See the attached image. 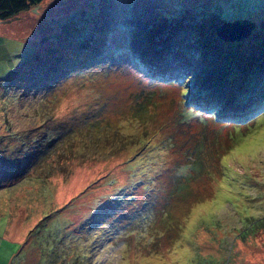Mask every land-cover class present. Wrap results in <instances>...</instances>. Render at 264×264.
<instances>
[{"label": "rangeland", "instance_id": "rangeland-1", "mask_svg": "<svg viewBox=\"0 0 264 264\" xmlns=\"http://www.w3.org/2000/svg\"><path fill=\"white\" fill-rule=\"evenodd\" d=\"M188 15L215 36L250 20L238 44L262 48L264 0H42L0 19V165L33 159L1 180L0 264H264V149L235 151L264 129V108L238 125L188 102L229 68L191 63ZM87 31L107 44L83 67L5 83ZM156 44L170 77L137 60Z\"/></svg>", "mask_w": 264, "mask_h": 264}, {"label": "trees", "instance_id": "trees-1", "mask_svg": "<svg viewBox=\"0 0 264 264\" xmlns=\"http://www.w3.org/2000/svg\"><path fill=\"white\" fill-rule=\"evenodd\" d=\"M41 1L42 0H0V19H11L19 12L27 10L32 5L38 4ZM237 18L240 17H236L235 19ZM184 22V28L187 32L186 40H188L187 42L189 43L187 50L191 58L189 56L187 57H189L188 59L192 64L195 63V59H201L200 62L202 64H209L213 67H215V65L218 66L221 61H223V66L224 63H228L229 65L228 73L224 75V78L216 81L213 86L207 88V90L204 89L201 92L195 93L194 97L190 96L188 102L195 103L197 106L209 111L218 109L219 111L217 110L216 113L219 121L232 122L238 125L239 123H244L246 119L263 110L264 54H262L261 51L264 48V37L256 40L260 43L263 41L261 45L262 48L256 50L253 56L248 53L246 56L242 52L241 47L243 45L238 44L239 42H244L247 39L246 37L241 41H224L218 35H207L205 27L199 24L200 17L198 16L194 18L193 15H188L186 19H184ZM261 34L263 33L261 32ZM84 36L85 38H82ZM76 38H80L79 41H85L79 49L77 46H71V49L64 53L58 52L56 54L50 51L47 54L43 53V55L41 53L37 54L36 52L29 54L17 63L14 68H11L6 77H4V79H6L5 83L8 82L6 84H9L13 78L18 77L19 75L17 76V74L20 71V75L22 76L23 74V79H26L25 82L28 84L37 79H39L41 83V81L47 79L60 77L63 72H67L70 68L83 67L84 63L91 58L100 55L107 44L106 39L99 38L93 31H87V33L83 32ZM172 47L176 48V44H172ZM177 47L181 48L180 50L185 48L180 44H177ZM161 48L162 46L160 44H156L148 53L141 56L142 59L137 60L141 61L144 67L150 68V73L152 75L155 74L162 78H166V76L170 77V72L161 73V70L164 68H173L174 64H169L163 60L167 59L165 58L167 52L159 50ZM182 72L185 73V70L182 68L177 71V73L181 75ZM28 75L31 76V79ZM176 79L177 78L173 77L172 80ZM213 95L215 96L213 97ZM213 104L215 105V110L211 108ZM222 108L223 110L220 112ZM3 158V163L0 165V187L4 185L5 180L11 185L21 180L28 169L29 163L33 160L25 162V159L23 160L17 155L12 158L3 155ZM2 179H4V182L1 181Z\"/></svg>", "mask_w": 264, "mask_h": 264}, {"label": "water", "instance_id": "water-1", "mask_svg": "<svg viewBox=\"0 0 264 264\" xmlns=\"http://www.w3.org/2000/svg\"><path fill=\"white\" fill-rule=\"evenodd\" d=\"M254 27L255 23L252 21L234 19L217 26L216 33L224 41H235L249 36Z\"/></svg>", "mask_w": 264, "mask_h": 264}, {"label": "snow or ice", "instance_id": "snow-or-ice-1", "mask_svg": "<svg viewBox=\"0 0 264 264\" xmlns=\"http://www.w3.org/2000/svg\"><path fill=\"white\" fill-rule=\"evenodd\" d=\"M254 149H264V129L259 130L258 134L250 135L247 142H245L241 147L235 149V151L239 153L241 151H252ZM227 159V157L224 158L225 162Z\"/></svg>", "mask_w": 264, "mask_h": 264}]
</instances>
